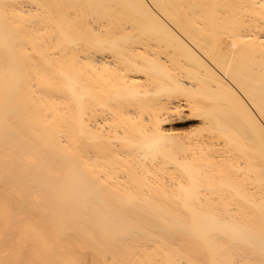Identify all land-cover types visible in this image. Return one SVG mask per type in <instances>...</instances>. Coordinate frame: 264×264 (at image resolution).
<instances>
[{
	"label": "bare ground",
	"instance_id": "1",
	"mask_svg": "<svg viewBox=\"0 0 264 264\" xmlns=\"http://www.w3.org/2000/svg\"><path fill=\"white\" fill-rule=\"evenodd\" d=\"M0 264H264V0H0Z\"/></svg>",
	"mask_w": 264,
	"mask_h": 264
}]
</instances>
